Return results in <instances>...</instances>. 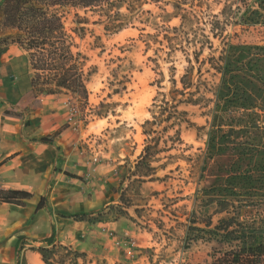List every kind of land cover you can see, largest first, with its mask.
I'll return each mask as SVG.
<instances>
[{"label": "rangeland", "instance_id": "374dc122", "mask_svg": "<svg viewBox=\"0 0 264 264\" xmlns=\"http://www.w3.org/2000/svg\"><path fill=\"white\" fill-rule=\"evenodd\" d=\"M227 1L165 0L159 4H143L131 12L125 6L116 27L111 26L100 9H58L66 31L75 39L73 51L85 58L81 62L88 77L89 96L87 101L73 95L53 96H58L57 103L67 110L68 127L73 130L79 126L78 129L86 131L90 125L86 137L91 142L86 147H92L97 164L116 166L109 181L118 194V201L87 221L93 225L90 236L95 239L91 243L98 249L78 252L83 254L79 264H212L222 256L223 246L197 240L202 234L197 228H205L202 222L211 217L216 225L228 216L215 213L217 199L211 196H214L213 188L230 182L234 155H222L205 167L213 106L203 109L185 103L188 98L196 100L205 94V85L216 87L221 76L215 75L214 70L208 72L206 65L202 66L200 77L199 65L194 61V85L199 81L204 84L201 93L193 97L187 93L195 92L197 86L187 91L186 96L172 91L173 80L182 88L180 79L189 66L187 60H194L195 50L205 59L219 56L229 44L264 46V26H244L239 16L221 15ZM252 1L248 3L253 5ZM178 6L182 9L178 10ZM183 16L187 18L185 21ZM226 19L228 24L223 33L214 38L212 24ZM174 27L181 30L168 33L171 40H176L174 47H170L164 34ZM16 34L17 31L0 25V99L11 104L14 115L21 116L37 110L42 104L40 99L47 95L30 93L34 72L29 54L11 40L4 43ZM206 37L213 49L206 44L201 52ZM8 50L9 54L5 55ZM23 86L25 91L18 96ZM206 97L213 95L206 93ZM170 115L171 121L161 122ZM155 118L158 122L146 124L156 121ZM186 120L194 125L187 124ZM180 121H184L181 126L172 127ZM166 127L168 132L164 131ZM147 144L154 147L152 172L145 164L137 168ZM258 164L262 168L264 160L259 158ZM260 183L262 179L258 178L254 185ZM7 191L17 190L8 185L6 174L0 172V192ZM260 192L264 195V191ZM1 203L5 202L0 200V264H15L17 260L24 264L21 258L24 237H19L23 240L22 248H15L12 243L11 256H5L9 241L17 236L16 232L5 229L8 210ZM201 208L208 217L197 213ZM229 211L231 216L239 213L242 219L258 213V209L251 207ZM40 248L34 246L30 250ZM48 257L55 264L78 262L61 248Z\"/></svg>", "mask_w": 264, "mask_h": 264}, {"label": "trees", "instance_id": "16d2710c", "mask_svg": "<svg viewBox=\"0 0 264 264\" xmlns=\"http://www.w3.org/2000/svg\"><path fill=\"white\" fill-rule=\"evenodd\" d=\"M164 1L0 0V25L6 30L17 31L15 36L7 38L4 43L11 40L29 54L30 65L34 72L30 93L38 94V96L73 95L87 101L88 77L85 75L81 62L85 58L81 53L73 51V48H76L73 41L75 39L66 31L62 18L57 12L58 9H100L109 19L111 26L116 27L117 22L121 21L123 7L126 6L131 12L143 4H159ZM232 2L227 1L221 13L222 16H239L244 26H264V0H253V5L249 4L248 0H241L239 4L238 0H232ZM177 9L182 8L178 6ZM215 18L218 17L215 16ZM182 19L185 21L187 18L183 16ZM227 24L228 19L225 22L218 20L212 24V36L217 38L223 33ZM181 26L183 27V24ZM180 30L181 27H174L164 34V39L170 47H174L176 40H171L168 33H178ZM206 38L207 40L202 42L201 52H204L206 44L211 51L213 49L209 37ZM194 55V60L190 58L187 60L189 66L180 79L182 88L179 89L178 82L173 80L172 93L181 96H186L188 93L190 97L201 93V85L204 84L199 81L198 85H194V61L199 65L200 77L202 66L206 65L209 66L208 72L214 70L215 75H220L221 81L216 87L208 88L205 85V94L196 100L188 98L185 103L200 106L203 109H210L213 106L205 167L222 155H234V163L230 166L231 173L234 175H229L228 172L230 182L213 188L214 196H211V199H217L214 202L217 203L219 212L217 210L215 213H227L228 216L221 218L216 225L213 224L212 217L209 221L202 222L205 228H197V231L202 233L197 240L223 246L222 256L212 264H264V195L260 194V191H264V166L261 168L258 164L259 158L261 161L264 160V46L229 44L219 56L211 55L201 59L197 50ZM193 87H196L195 92H187ZM206 93H211L213 97L207 98ZM173 101H176L175 96ZM12 111L11 108L6 115H12ZM184 114L186 115V112ZM14 116L19 117V115ZM171 119L170 115L165 120L162 118L161 122L171 121ZM155 120L148 121L146 124H155L158 122L157 118ZM185 122L194 125L189 120ZM182 123L184 121L175 122L172 127L181 126ZM168 130L169 127L164 128V131L168 132ZM144 134L150 135L148 132ZM176 134L179 135L180 130H177ZM41 141L48 143L49 139L43 138ZM153 148L149 144L146 145L139 156L137 168L145 164L150 172L155 170L150 163L151 158L154 157ZM149 175L151 174L144 176ZM258 178L262 179L259 186L254 185ZM242 180L245 184H241ZM0 195H2L0 198L2 202L19 206H24L25 201L32 197V194L24 191L0 192ZM200 202L203 201L200 200ZM236 202L240 204L236 205ZM44 206L45 199L41 198L37 210H41ZM243 207L258 209V213L256 216L243 219L236 212L232 216L229 215L230 208L237 211ZM203 211L201 208L197 213L202 217H208L207 212ZM93 216V214H77L72 217L76 221H90ZM49 242L53 243L52 240ZM57 248L64 249L77 260L83 257V254L73 252L65 246H55L52 249L42 247L38 249V252L42 255L45 264H55L48 256Z\"/></svg>", "mask_w": 264, "mask_h": 264}, {"label": "crops", "instance_id": "0c3cea01", "mask_svg": "<svg viewBox=\"0 0 264 264\" xmlns=\"http://www.w3.org/2000/svg\"><path fill=\"white\" fill-rule=\"evenodd\" d=\"M24 91L25 86L17 95ZM57 98H42L37 110L19 117L6 115L11 104L0 99V172L6 174L13 190L32 194L24 206L1 203L8 210L5 229L17 236L9 241L4 253L11 256L12 243L22 248L24 240V264H45L37 250H30L34 246H65L80 253L96 251L98 248L91 243L95 238L90 236L93 225L72 216L95 215L118 201L109 181L116 166L97 164L92 147H86L91 142L87 141L90 125L86 131L79 126L73 130L68 127L67 110ZM43 138L49 142L43 143ZM41 198L45 206L37 210Z\"/></svg>", "mask_w": 264, "mask_h": 264}]
</instances>
